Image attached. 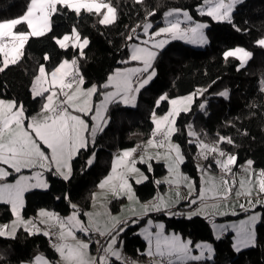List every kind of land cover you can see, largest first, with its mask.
<instances>
[{
	"label": "trees",
	"instance_id": "16d2710c",
	"mask_svg": "<svg viewBox=\"0 0 264 264\" xmlns=\"http://www.w3.org/2000/svg\"><path fill=\"white\" fill-rule=\"evenodd\" d=\"M29 2L0 0V21L24 14ZM111 3L117 8L118 18L107 26L99 24V17L95 14L82 11L77 16L71 10L60 7L61 10L52 16V31L42 37L30 38L22 59L0 72V99L22 104L28 119L40 110L44 102L42 97L34 98L30 89L39 67L43 65L46 71H52L65 59L78 60L85 87L102 86L110 73L127 63L128 44L135 40L143 23L150 20L156 27L173 9L186 10L194 19H204L208 23L205 29L208 43L196 48L182 41H172L159 50L152 65L156 75L140 90L135 106H124L120 102L110 104L107 126L102 132H97L91 145L81 149L73 158L69 179L65 180L53 171H45L47 189L25 192L24 217H34L39 209L67 215L74 210V204L75 211L85 219L84 213L89 208L93 192L110 170L113 154L121 149L140 146L152 137L151 114L165 113L168 99L190 94L197 88H202L203 93L194 98L191 110L176 117V131L172 135V140L179 145L184 156L181 171L193 180L197 189V145L190 142L186 134V126L191 121L199 135L208 140H218L219 136L230 137L233 143H221L220 147L237 156L236 166L251 160L253 167L264 169V47L257 44L264 38V0L237 3L231 22L200 16L198 7L204 0H143L142 3L111 0ZM149 12H155V15L150 16ZM19 27L25 30V25ZM73 27L77 28L82 38L89 40L82 57L78 49H62L55 42L56 38L71 33ZM235 47L252 53L243 67L235 57H224L226 51ZM103 90L101 88V92ZM223 90L227 91V97L220 95ZM163 95L167 99L157 106ZM99 96L98 93L94 100ZM89 159H93L91 165L87 163ZM137 165L147 179L142 183L132 181L135 194L140 201L151 200L166 189L165 183H156V179L164 176L167 170L162 162L151 161V170L146 164ZM210 168L216 169L214 164ZM15 177L16 174H11L8 179ZM121 201L122 198L112 200L111 209L117 210ZM186 209L187 202H182L172 210V215L157 213L151 214V217L163 221L167 232L177 233L192 243L205 241L211 244L212 260L201 264H264V204L255 208L260 213V219L255 226L254 244L239 252L233 250L231 233L214 238L206 219L201 216L186 218ZM12 218L10 207L0 203V223H8ZM143 220L139 218V224ZM137 227V224L129 226L122 233L123 254L131 261H145L146 243L135 233ZM83 237L86 239L85 235ZM38 253L56 263L57 253L48 246L44 234L29 235L20 228L15 238L0 237V264L32 262ZM109 264H121V261L112 260ZM187 264L198 263L191 261Z\"/></svg>",
	"mask_w": 264,
	"mask_h": 264
},
{
	"label": "snow or ice",
	"instance_id": "6c2138e0",
	"mask_svg": "<svg viewBox=\"0 0 264 264\" xmlns=\"http://www.w3.org/2000/svg\"><path fill=\"white\" fill-rule=\"evenodd\" d=\"M136 3H142L143 0H135ZM240 0H204L208 5L206 11L201 10V15H207L213 20L231 22V14L234 6ZM62 6L64 9L71 10L77 16L82 11L95 14L99 17L98 23L101 25H111L118 18L117 8L113 6L111 0H30L26 12L16 18L0 21V72H4L10 65H16L24 55L25 45L32 37H42L52 31V16L58 13ZM183 15L184 20L179 18L167 20L166 27H160L157 31L149 35V39L143 41L145 45L151 42V47L134 46L131 54L132 61H140L142 68H125L117 69L114 74L109 75L107 82L102 86L92 85L85 87V79L79 72L78 60L65 59L50 73L41 65L38 69V75L34 77L32 84L33 97H42L44 103L41 106V112L37 116L32 117L27 124L25 120L24 107L15 100L0 99V203L10 205L11 212L15 219L11 224L0 225V237L15 238L18 229L23 228L29 235L41 232L36 221L32 219H24L22 210L24 208V194L32 188H47V182L42 178V172L36 171L33 176L20 175L14 183L5 182L7 177L12 173H21L22 169H41L53 171L55 174L62 176L68 180L72 173L71 161L80 152L89 145L90 134L92 141L95 140L97 132H102L108 123V107L112 103L122 102L125 105L135 106L136 93H139L156 75L155 71H149L152 68L153 61L157 56V52L153 49H162L168 43L167 39H155L161 36H170L172 39H187L191 43H206L203 29L207 27L204 23H196L194 26L182 28L184 21H191L192 17L187 11L171 10L165 14L166 17H179ZM148 15H155V12H149ZM26 26V31H19L18 27ZM139 27V25L137 26ZM152 28L151 23L143 25V31L149 34ZM135 31V29H133ZM132 37L130 36L129 39ZM56 44L62 49L75 48L79 50V55H84V49L88 46L89 40L82 38L76 27H73L70 34L63 35L62 38L55 39ZM260 47H264V38L257 41ZM252 53L244 48H236L226 51L224 57H235L240 61L241 67L251 58ZM48 59L47 56L44 57ZM147 73L145 78L139 79L134 84L133 77H140ZM103 89H113L112 91H103ZM200 94L203 90H197ZM102 96L99 103H94L93 97L97 94ZM47 94V95H45ZM196 93L173 99L170 101V111L162 116L156 117L153 113V123L155 129L152 138L147 141V146L157 149H165L163 159L167 162L169 174L172 179L166 180L169 184H175L177 188L181 184H185L189 189V195L195 190V185L189 177L180 172V165L184 162V156L180 147L171 142V137L176 131L175 119L180 112H187L193 102ZM221 96L227 97V91L221 92ZM166 96H161L157 101L166 100ZM200 107L203 109L204 105ZM91 116L93 122L91 128L89 123L83 118ZM191 128V126H190ZM189 136H197L194 131H189ZM156 137H160L159 140ZM191 142V141H190ZM232 144L230 137L219 136L214 144H208L204 141H198L200 155L207 160L210 155L215 154V165L220 169L221 176L217 179L210 175L206 169L201 168L202 186L199 190L197 199L189 201L190 204H196L199 200L202 207L189 213V218L193 215H199L204 212L209 204L207 201H213L212 207H217L216 201H226L233 194L237 197L244 196L248 199L251 207L256 204H264V200L260 199L264 196V170L258 173L252 167L253 161L248 160L243 166V173L239 179L233 173V167L237 164V156L228 154L223 151L219 145L221 143ZM139 147V146H137ZM136 148L126 150L119 156L112 168L110 174L99 185L100 189L107 190L112 195L119 197L121 193L127 195L129 201L134 200V193L128 182V176L132 173H139L132 159ZM147 153V148L145 149ZM161 153L157 152L155 158H161ZM154 157L147 156L151 160ZM144 162L145 156L140 157ZM88 165L93 163V159L87 161ZM199 167V166H198ZM211 167V164L208 166ZM122 169L118 171L117 169ZM151 170V165H149ZM142 175V174H141ZM147 179V177H143ZM35 181V182H33ZM141 183V179L136 180ZM159 183V181L157 182ZM255 192V200L253 201V193ZM180 193L176 192L179 199ZM95 194L93 199L95 200ZM138 203V201H137ZM170 205L162 197L158 198V202L150 205H142L145 213L151 208L155 211H161ZM243 209L244 205H240ZM75 210L76 205H72ZM135 212V209H132ZM90 217L88 226H85L78 218V212L73 211L72 215L66 219L60 218L56 213L41 209L38 213L39 223L57 227L59 229L58 239L62 243L55 244L54 247L59 253L63 264H109V257H115L121 261V264H127V261L121 255V252L115 247L117 243L116 234L113 231L120 221L115 217H111L115 223L109 226L107 223L101 225L100 221L95 219L92 213H87ZM99 216L100 214H95ZM260 219L258 215H251L247 220L241 221L239 225H233L238 240L237 250L239 247H248L254 243L255 233L254 225ZM95 229L101 236L108 235L111 237L107 247L103 249L104 255L96 258L88 255L89 244L77 240L74 229L87 233L91 229ZM160 229L154 235L148 229H145V239L148 241L147 255L153 258V264H185L188 260H200L201 255L191 254L189 247L190 242H184L177 235H165L164 225L159 224ZM43 234L48 236L49 231ZM71 238L73 243H68ZM97 243H99L97 241ZM197 247L207 249L211 253L210 245H197ZM36 264H48L42 257L36 258ZM135 264V262H132Z\"/></svg>",
	"mask_w": 264,
	"mask_h": 264
},
{
	"label": "rangeland",
	"instance_id": "374dc122",
	"mask_svg": "<svg viewBox=\"0 0 264 264\" xmlns=\"http://www.w3.org/2000/svg\"><path fill=\"white\" fill-rule=\"evenodd\" d=\"M241 1H243V0H240V2ZM29 4H30V2H29ZM235 6H234V8H235ZM58 7H62V6H58ZM207 7H208V5H206L205 3H203L201 6H199L198 7V14L200 16H207V15H201V10L203 9V10L206 11ZM234 8H233V10H234ZM173 10H177V9H173ZM179 10H181V13L183 11H186V10H182V9H179ZM233 10H232V12H233ZM25 12H26V10H25ZM180 16H182V15H179V17H177L175 15L173 17H166L164 15L163 19L161 20V24L158 25V26H156V27H154V23L152 21H150V20H147L146 22H144L143 25L145 23H151L152 24V28L149 29V34L146 35L144 33V31H143V25H142V28L140 29L139 34L138 35H135V40L131 41L128 44V56H127V59L125 60V62H127V63L125 65H123L122 67H119L117 69L142 68L143 67L142 62H140V61H132L131 60V54H132L133 47L134 46L151 47V42L148 45H145L143 43V41L148 40L149 39V35H151L155 31H157L160 27H166L167 26V20H174V19H177V18H179L181 20H184V17L182 16V18H181ZM220 22H224V21H220ZM184 23H187V25L189 27L194 26L196 23H204V24H206L208 26V23L204 19H194L193 17H192V20L191 21H184ZM205 29H203V34H204V36L206 38V43H202V44L201 43H191V42H190V44H188V42H186L187 41L186 39L185 40H183V39H172L170 36H161V37H156L155 39H157V40H159V39H167L168 40V43H170L172 41H182V42L188 44L191 47L202 48V47H204L208 43L207 37L205 35ZM18 30L19 31H26L27 29H26V26H25V30L24 29H20V27L18 28ZM167 44H165L164 46H166ZM236 48H238V47H235L233 49H230L229 51L234 50ZM240 48H242V47H240ZM153 50L158 53L159 50H161V49H153ZM1 59H2V57H1ZM246 63L244 64V66L246 65ZM239 65H240V61H239ZM116 70H114L109 75L114 74V72ZM149 71L150 72L151 71H155L154 68H153V66H152L151 69H149ZM36 75H38V71H37ZM146 76H147V73H144V74H142L140 76V79L145 78ZM33 80H34V78H33ZM33 80H32V84H33ZM106 82H107V79H106V81L103 84H105ZM32 84H31V88H32ZM262 85H264V80H262ZM112 90L113 89L109 88V89H105L103 91H112ZM197 90H203V89L202 88H197L195 90V92H192L190 94H187V95H184V96L175 97V98H172V99H168V109H167V111L165 113H163V114H156L155 113L156 117H158V118L159 117H162V116L166 115L170 111V109L172 107L171 104H170V101L173 100V99H180L182 97H186V96L191 95L193 93H196V95L194 96V98L196 96H199L200 93ZM224 91H226V90H223L222 92H224ZM31 94H32V91H31ZM45 95H47V94H45ZM135 95H136V100H137L138 93H136ZM32 96H33V94H32ZM223 97H225V96H223ZM101 99H102V96L101 95L96 100H94V97H93L94 103H99ZM193 101H194V99H193ZM120 103L122 105H124V106L132 107V105H125L122 102H120ZM135 104H136V101H135ZM192 104H193V102H192ZM192 104L190 105V109L189 110H191ZM40 112H41V108H40V110L38 112L34 113L28 119H26L25 120V124H27L32 117L37 116V114L40 113ZM152 117H153V113L151 114V120H152V123H153ZM83 118L89 123V127L91 128V126L93 124V122L91 120V116L90 115L89 116H84ZM190 126H191V128H190ZM154 129H155V124L153 123V130ZM190 130L191 131H194L197 134V136H195V137L189 136L188 133H189ZM186 134L189 137V141H191V142H193V143H195L197 145V152H198V156L196 158V166H197L198 171H199L198 187L196 189V186H195V190L191 193V196L189 195V189H188V187L185 184H181L179 186V188H177V186L175 184H169V183L165 182L166 180L172 179V176L169 174V171H168L167 162L165 161V159H163V153L166 150L165 149H157V148L148 147L147 146V141L152 138V137H150L148 140H146L145 142H143L139 147H137V146L133 147V148H136V149H142V152L139 154L138 157H133L132 158V159H134L136 161L134 166L137 169H139V173H132V174H130L128 176V182L131 185L132 192L134 193V200L133 201H129L128 198H127V195L124 194V193H121L119 195V197L114 196L110 192H107V190H102L99 187L100 183L102 181H104L110 174H112V168H113V165H114L116 159L119 156H121L124 151L129 150V149H132V148H125V149L118 150V151H116L113 154L112 161H111V166H110V170H109L108 174L99 182L97 188L93 192L92 197H91V201H90L89 208L84 213L85 219H82L79 216V214H78V218L81 220V222L85 226H88L89 221H90V217L88 215H86L87 213H92L93 216L95 217V219H97V220L100 221L101 225H103L104 223H107L109 226H111V224L115 223V221H113L111 219V217H115L116 220L120 221V223L116 225V229L113 231V235H115L116 234V231H118L119 229H123L122 231H119V234L117 236V243H116L115 247L121 252V255L124 258V260L126 259V256L122 253V250H123L122 249L123 248V237H122V233L125 231V229L127 227L133 226V225H136V224L138 225V227L135 230V233L137 235H139L145 241V243H146V247H145V251H144V254L146 256V260L145 261L133 260L132 262H135V264H153V258L152 257H149L146 254L147 253V250H148V241L145 239V235L146 234H145V231L144 230L145 229H148V231H150L154 235L156 232H158L160 230L158 228V225L159 224H163L164 225V234L165 235H168V236L177 235V236H179L181 238L182 241H184V242H190L189 243V247L191 249V254L192 255L199 256V255H201V252L203 251V253H204L203 254V257L200 260H195V261L194 260H188V261L185 262V264H187L188 262H191V261H194V262H197L198 264H201V263H203L205 261H210L213 258V249H212L211 244H209L208 242H205V241H197L195 243H192L191 240H189L188 238H186V239L185 238H182L177 233H174L172 231L167 232L165 230V224H164L163 221L157 220V219L151 217V214H157V213H165L167 215H172L173 214V211L172 210L175 209L177 205H179L182 202H187L188 209L185 210L184 216L186 218H189V213L190 212H192V211H194V210L202 207V204H201V202L199 200H197V203L196 204H190L189 203L190 200L197 199L199 190H200V188L202 186V173H201V170L200 169L201 168L206 169L207 172L210 175L215 176L217 179H219V177L221 176L220 169L215 165V162H214V156H215V154L210 155L209 158L207 160H205L200 155V151L201 150L198 147V141H200V140H202L205 143H208L210 145L211 144H214L217 140L216 139H213V140L210 139V140H208V139L200 136L199 135V132L196 130V128L194 126V123L192 121L189 122L187 124V126H186ZM86 135L89 136V144L91 145L93 141H92V139L90 137V134H86ZM171 142L173 144H177V143H175L172 140V137H171ZM219 147H220V145H219ZM146 148H147V153H145V149ZM157 152H160L162 154L161 155V158H158V159L155 158V155H156ZM226 153L231 154L229 152H226ZM142 155L145 156L144 162H141V160H140V157ZM148 155H151L154 158L151 159V160H149V159H147V156ZM151 161L162 162L164 164V166H165V168H166L167 171H166V173H165L164 176L156 179V183L158 181H159V183L160 182L166 183V185L168 187L164 191L159 192L153 199L148 200V201H140L137 198L136 194H135V191H134V188H133V185H132V181L135 182V183H137L136 182L137 179H141L142 182H144L146 180V179H143V177H146L145 173L138 167L137 163L146 164V165L149 166L151 164ZM246 162H244L242 164V167L246 165ZM210 164H214L215 167H216V169L214 170V169L209 168L208 166ZM253 168L256 170L257 173L260 170H264V169H259V168H255V167H253ZM117 170L120 171L122 169H119L118 168ZM36 171H41L42 172V178L46 181L45 175H44V173H45L46 170L34 169L31 172H29V173H25V172L17 173L16 174V177L14 178V180H11L8 183H14L15 180L18 179L20 175L33 176ZM180 172L183 173L181 171V168H180ZM184 175L187 176V177H189L186 174H184ZM190 180L193 182V180L191 178H190ZM33 182H35V181H33ZM193 184H194V182H193ZM34 189H36V190H46L47 188H32L30 190H34ZM177 191H179V193H180L179 199H177V197H176V192ZM94 194H95V197H96L95 200L93 199ZM255 195L256 194L254 192L253 193V201L255 200ZM159 197H162L165 201H167L170 206L168 208H166V209L161 210V211H155V210H152L151 208H149V210L145 213L144 209L142 208V205H150L152 203H156V202H158V198ZM120 198H122V201L119 203L117 210L113 211L111 209V204H110L111 201L114 200V199L116 200V199H120ZM260 199L264 200V196H261ZM137 201H138V203H137ZM207 203L209 204V207L204 212H202L199 215H193V216H201V217H203V216L209 215V213L213 215L212 218H213L214 221H213L212 225H210V227H211L212 234H213V237L214 238L221 237V233L222 232H224L225 234L231 233L232 234V238H233L232 247H233V250L235 252L242 251V250H244L246 248L251 247L254 244L253 243V244L249 245L248 247L241 246V247H239V250H237V240H238V237H237V234H236L235 229L232 226L233 225H239V223L241 221L247 220L248 217L251 216V215H258L260 217L259 211H257L255 208H256V206L262 205V204H256L255 207H251L249 205L248 199L246 197H244V196L237 197L235 195V190H234L233 194L229 197L228 200H226V201H216L215 203L218 205L217 207H212L211 206L214 203L213 201H207ZM240 205H244V208L242 209L240 207ZM132 209H135V212H133ZM40 210L41 209H39L37 211V214H36L35 217H24L23 216V218L26 219V220L27 219H32V220L36 221V223L38 224V226L41 229V232H39L40 234H43V232L44 231H47L48 229H57V231L59 232L58 226L57 227H50L49 225H45V224H40L39 223V219L40 218L38 216V213H39ZM44 210H47V209H44ZM47 211H49V210H47ZM73 211H75V210L70 211L67 215H63V216H60L58 214L57 215L60 218H62V219H66L68 216L72 215ZM50 212H52V211H50ZM97 213H99L100 215L99 216H96L95 214H97ZM193 216H191V217H193ZM139 218H144L143 222H141L140 224H139ZM14 219H15V217H13L10 222H8V223H0V225H5V224H9L10 225L11 222ZM126 221H129V222L128 223H124ZM258 222H259V220L256 222V224ZM256 224L254 225V228H253L254 233H255V226H256ZM74 231H75L77 240L83 241L85 243H88V241L83 237V235H86L88 233H95V234L98 233V232L95 231L94 228L91 229V230H89L87 233H85L83 231L76 230V229H74ZM7 238H9V237H7ZM110 239H111V237L108 236V235H106V242H105V244L103 246V249L107 247V244H108V242H109ZM67 242L68 243H73V241L71 240V238H69ZM60 243H62V241H60ZM205 244L211 246V249H212L211 253H209L207 249H203V248L197 247V245H205ZM55 251H56V249H55ZM87 251H88V255L90 257H93V258H96L97 259L96 253L93 250L92 251L90 250V246H89V248H88ZM56 253H57L56 263H53L52 261L48 260L42 253H38L37 255L34 256L33 264H36V258L37 257L44 258V260H46L48 262V264H63L59 253L57 251H56ZM100 256H102V255H100ZM112 260H116V258L110 256L109 263ZM18 264H28V262H21V263H18Z\"/></svg>",
	"mask_w": 264,
	"mask_h": 264
},
{
	"label": "built area",
	"instance_id": "2783aa9c",
	"mask_svg": "<svg viewBox=\"0 0 264 264\" xmlns=\"http://www.w3.org/2000/svg\"><path fill=\"white\" fill-rule=\"evenodd\" d=\"M226 2H227V0H226ZM181 27L186 28L189 26L187 24H182ZM139 79H140V77L139 78L135 77L134 83H137L139 81ZM156 139L159 140L160 137H156ZM141 152H142V149H137L133 157L138 156ZM233 173L236 174L237 179H239L242 175H244L242 164H239V165L233 167ZM213 221H214L213 218H208L206 220V222L208 224H212ZM47 231H49L50 234L48 236H46V242L50 248H55L54 245L59 243L58 231H57V229H48ZM85 237H86V240L88 241V243L91 245L92 250L96 253L97 257L102 255L103 254V246L106 242V235L101 236L98 233L97 234L88 233L85 235ZM97 241L99 243H97ZM109 259H110V257H109Z\"/></svg>",
	"mask_w": 264,
	"mask_h": 264
},
{
	"label": "crops",
	"instance_id": "0c3cea01",
	"mask_svg": "<svg viewBox=\"0 0 264 264\" xmlns=\"http://www.w3.org/2000/svg\"><path fill=\"white\" fill-rule=\"evenodd\" d=\"M182 15V14H181ZM183 16V15H182ZM182 16H180L181 18H182ZM215 21H217V20H215ZM182 24H187V23H182ZM182 24H181V26H182ZM62 38V37H61ZM183 40H185V39H183ZM187 40V39H186ZM186 42H188V44H190V42L187 40ZM64 61V60H63ZM63 61H61V62H63ZM60 62V63H61ZM59 63V64H60ZM59 64L57 65V66H59ZM54 70V69H53ZM52 70V71H53ZM47 72H51V71H47ZM135 78V77H134ZM134 78H133V80H134ZM5 100H7V99H5ZM139 156V155H138ZM138 156H136V157H138ZM0 167H5V168H7V166L6 165H0ZM32 170H34V169H22V171L21 172H25V173H29V172H31ZM8 171H10L12 174H17V173H15L14 171H12L11 169H8ZM53 172H54V170H53ZM54 174H55V172H54ZM56 175H58V174H56ZM59 176V175H58ZM9 177V176H8ZM8 177H7V179H6V181L5 182H10L11 180L10 179H8ZM59 177H61V178H63L62 176H59ZM12 180H14V179H12ZM165 186H166V188L168 187L167 185H166V183H165ZM9 207H10V205H8ZM10 209H11V207H10ZM36 214H37V212H36ZM36 214H35V216H36ZM13 215V214H12ZM34 216V217H35ZM13 217H14V215H13ZM206 220L208 219V218H212L213 217V215L212 214H210L209 213V215H207V216H203ZM210 225H212V224H210ZM225 233L224 232H222L221 233V236L222 235H224ZM59 243H60V241H59ZM122 253H123V250H122ZM102 255H104V251H103V254ZM99 260V257H97V261ZM126 261H127V263H132V261L129 259V258H127L126 257V259H125ZM28 264H33V261L32 262H28Z\"/></svg>",
	"mask_w": 264,
	"mask_h": 264
}]
</instances>
